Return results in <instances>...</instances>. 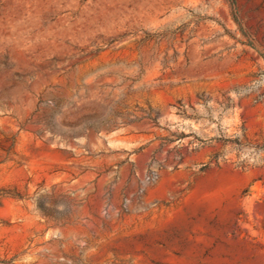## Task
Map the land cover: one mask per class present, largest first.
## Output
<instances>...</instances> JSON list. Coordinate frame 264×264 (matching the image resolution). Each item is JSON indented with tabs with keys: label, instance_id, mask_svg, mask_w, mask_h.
I'll use <instances>...</instances> for the list:
<instances>
[{
	"label": "rangeland",
	"instance_id": "1",
	"mask_svg": "<svg viewBox=\"0 0 264 264\" xmlns=\"http://www.w3.org/2000/svg\"><path fill=\"white\" fill-rule=\"evenodd\" d=\"M0 264H264V0H0Z\"/></svg>",
	"mask_w": 264,
	"mask_h": 264
},
{
	"label": "bare ground",
	"instance_id": "2",
	"mask_svg": "<svg viewBox=\"0 0 264 264\" xmlns=\"http://www.w3.org/2000/svg\"><path fill=\"white\" fill-rule=\"evenodd\" d=\"M183 217V214H179L178 216H177V220L178 219H181Z\"/></svg>",
	"mask_w": 264,
	"mask_h": 264
}]
</instances>
